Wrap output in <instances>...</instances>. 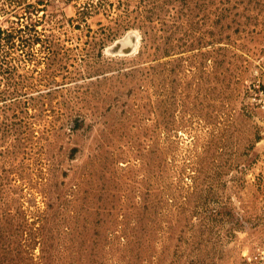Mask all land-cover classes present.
Listing matches in <instances>:
<instances>
[{
    "label": "rangeland",
    "instance_id": "374dc122",
    "mask_svg": "<svg viewBox=\"0 0 264 264\" xmlns=\"http://www.w3.org/2000/svg\"><path fill=\"white\" fill-rule=\"evenodd\" d=\"M257 89L264 0H0V264H248Z\"/></svg>",
    "mask_w": 264,
    "mask_h": 264
},
{
    "label": "built area",
    "instance_id": "2783aa9c",
    "mask_svg": "<svg viewBox=\"0 0 264 264\" xmlns=\"http://www.w3.org/2000/svg\"><path fill=\"white\" fill-rule=\"evenodd\" d=\"M40 7H42V5ZM252 100L256 101V103H261V105H264V91L257 89ZM247 261L248 264H264V249L255 250Z\"/></svg>",
    "mask_w": 264,
    "mask_h": 264
}]
</instances>
